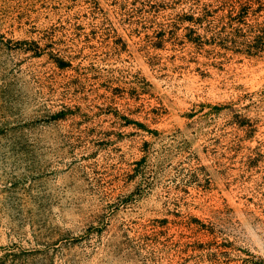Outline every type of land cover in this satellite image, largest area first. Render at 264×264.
Masks as SVG:
<instances>
[{
    "label": "rangeland",
    "instance_id": "rangeland-1",
    "mask_svg": "<svg viewBox=\"0 0 264 264\" xmlns=\"http://www.w3.org/2000/svg\"><path fill=\"white\" fill-rule=\"evenodd\" d=\"M0 264H264V0H0Z\"/></svg>",
    "mask_w": 264,
    "mask_h": 264
},
{
    "label": "trees",
    "instance_id": "trees-1",
    "mask_svg": "<svg viewBox=\"0 0 264 264\" xmlns=\"http://www.w3.org/2000/svg\"><path fill=\"white\" fill-rule=\"evenodd\" d=\"M56 64L60 68H64L66 66V63L62 59L56 58Z\"/></svg>",
    "mask_w": 264,
    "mask_h": 264
}]
</instances>
